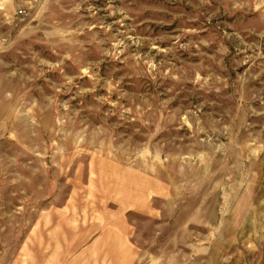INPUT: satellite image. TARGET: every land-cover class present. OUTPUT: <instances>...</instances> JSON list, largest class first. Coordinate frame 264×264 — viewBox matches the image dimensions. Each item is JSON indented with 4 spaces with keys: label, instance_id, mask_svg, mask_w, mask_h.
Listing matches in <instances>:
<instances>
[{
    "label": "rangeland",
    "instance_id": "1",
    "mask_svg": "<svg viewBox=\"0 0 264 264\" xmlns=\"http://www.w3.org/2000/svg\"><path fill=\"white\" fill-rule=\"evenodd\" d=\"M0 264H264V0H0Z\"/></svg>",
    "mask_w": 264,
    "mask_h": 264
}]
</instances>
